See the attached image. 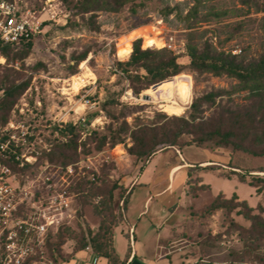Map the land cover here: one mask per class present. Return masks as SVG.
<instances>
[{"label": "rangeland", "instance_id": "obj_1", "mask_svg": "<svg viewBox=\"0 0 264 264\" xmlns=\"http://www.w3.org/2000/svg\"><path fill=\"white\" fill-rule=\"evenodd\" d=\"M27 2L32 9L41 12L43 31L35 37L32 51L23 63L18 61L7 65L0 57V75L4 68L20 71L24 65L23 79L31 80L29 89L15 106L17 112L12 119L16 125L28 129L26 149L39 153L53 141L58 132H52L50 127L76 124L91 114H98L91 127L82 133V139L91 149L89 155H82L73 165L43 162L25 173L14 172L19 182L34 185L35 190L45 197L48 185L53 183L55 190L60 193L66 191L72 197L61 225L65 228L66 242L58 254L59 259L69 257L73 248H80L83 241L91 247L90 240L99 231L103 219L107 217V222H111L113 217L110 212H103V201H107L106 192L115 186L113 211L115 222H118L117 229L124 223L126 214L133 225L141 222V226H151V221H154L158 226H178L179 235L187 233L183 239L193 250V264L200 260L228 263L233 252L243 250L241 235L229 222L245 228L250 226V222L236 212L226 215L221 211L206 218L201 209L212 203L220 193L227 197L237 194L240 200L247 201L254 208L253 214L264 217V193H257L255 188L240 181L236 174L228 175L229 169L225 165L232 157L230 150L191 145V136L185 135L182 142L189 145L181 149L169 148L139 159L128 153V148L133 146L129 135L123 136V143L115 147L107 145L98 152L89 133L92 128L101 130L108 125L117 128L124 121L133 130L165 126L168 118L173 116L188 117L193 101L212 91H227L217 99V105L226 110L249 105V92L235 91L238 82L226 76L186 72L183 75L190 76L192 81L190 99L186 104L175 94V102L184 107L175 109L166 100L154 98L153 86L148 92L145 90L139 97L136 96L130 89L129 81L111 75L110 70L117 61L129 56L132 43L138 36L143 37L145 48H167L184 64L189 63L185 54L191 39L200 48L208 41L219 51L249 60L257 59L264 53V0H137L141 7L136 13L127 8L119 13H100L99 33L64 29L70 14L61 0ZM53 14H56L55 20L51 19ZM85 51H90L88 60L79 65L76 74L71 75L68 65H74L73 56ZM87 68L94 77L89 75ZM75 76L82 77L84 81L79 92L74 89ZM98 81L115 96L120 95L117 98L119 102H111L105 110H102V102L106 100V93L103 88L99 92ZM2 95L3 90L0 91ZM145 95L151 96V100H144ZM215 109L206 107L205 117L211 116ZM185 161L201 167L200 163L210 161L218 167L206 171L192 170L191 183L186 184L187 188H183L179 174L175 179V195L155 197L154 191H161L168 185L170 169ZM246 165L258 170L264 167V158L248 159ZM69 167L74 170L72 175L67 174ZM189 171L187 169L186 174ZM237 172L245 174L246 170ZM246 175L250 182L251 175L264 176V173ZM39 176L42 179L36 181ZM46 177L52 181L45 183ZM197 177H201V183L207 188L193 191L197 186ZM135 179L136 183L139 182L137 188L124 203L119 195L129 190ZM151 191L153 196L145 204L144 194ZM174 209L176 215L169 223L166 220ZM139 213H143V218H137ZM117 229L114 235H117L116 248L119 251L126 242L121 241ZM178 238L182 237L176 235L172 251L182 245ZM256 264H264V261Z\"/></svg>", "mask_w": 264, "mask_h": 264}, {"label": "trees", "instance_id": "obj_2", "mask_svg": "<svg viewBox=\"0 0 264 264\" xmlns=\"http://www.w3.org/2000/svg\"><path fill=\"white\" fill-rule=\"evenodd\" d=\"M61 2L65 4L70 14L63 28L72 31L86 30L91 33H99L101 30L98 22L100 13H119L125 8L136 13L141 7L137 0H61ZM34 40L35 38H30L18 46L0 44V57L5 59L7 65H10L11 62L18 63V61L23 63L32 51ZM142 43H144L143 37L138 36L132 43L129 56L125 60L117 61L110 70L111 75L129 81L130 89L136 96L139 97L145 90L148 92L152 86L166 80L186 72H193L235 79L238 82L235 91L249 92L251 103L226 110L221 105H217V99L227 91H212L193 101L188 117L173 116L168 118L166 125L162 127L146 126L133 130L124 121L117 128L110 125L101 130L92 128L89 137L93 136L94 138V149L99 152L107 145L115 147L124 142L123 136L129 135L133 146L128 148V153L143 159L151 157L159 151L169 148L181 149L189 145L182 142V138L189 135L192 138L191 145L204 149L210 146L211 148L230 150L232 157L225 165L229 169L228 175L236 174L240 181L255 188L257 193H264V176L251 175L249 182L246 175L252 172L264 173V167L256 170L246 165L248 159L264 158V53L257 59L249 60L243 56L219 51L208 41L200 48L191 39L186 45L185 54L189 63L184 64L180 62L179 56L167 48H145ZM89 53L90 51H85L73 56L74 65H68L71 75L76 74L79 65L88 60ZM24 70V65L21 66L20 71L4 68V72L0 75V91L3 90V95L0 96V127H5L12 121L17 112L15 106L30 87L31 80L23 79ZM103 87L102 83L98 81L99 92ZM103 89L106 93V100L102 102V110H105L111 102H119L117 98L120 95L115 96L107 87ZM206 107H216L215 112L209 117H205ZM97 115V113L91 114L76 124L50 127L52 132L56 130L58 135L53 141L47 143L39 153L35 154L37 160L34 164L20 165L13 157L6 162L7 165L14 172L25 173L43 162L60 163L64 166L77 163L82 155L86 156L91 153L86 141L82 139V133L91 127V123L97 118ZM217 167L218 165L210 164L204 167L197 165L190 168L189 183L192 179V170L206 171ZM237 170H246V172L239 174ZM200 182L201 179L196 178L197 186L193 191L207 187L206 185L199 186ZM134 186L119 195L121 199H124V203ZM114 187L106 192L107 201H103V212H110L113 219L109 223L107 217L103 219L99 231L90 240V248L97 256L106 258L108 264H126L127 260L121 259L115 248L114 230L117 229L118 222H115L113 211ZM221 211H224L226 215L236 212L250 222L248 228L241 227L233 221L229 222V225L236 226L235 229L240 233L243 250L233 252L231 260L226 264H256L264 261V217L260 214H253L254 208L249 206L247 201L240 200L237 194L227 197L223 193L218 194L212 203L204 206L201 209V214L206 218H211ZM65 242V228H62L50 240V252L60 254ZM88 247V244L83 241L80 248H73L71 255ZM195 264L218 263L200 260Z\"/></svg>", "mask_w": 264, "mask_h": 264}, {"label": "built area", "instance_id": "obj_3", "mask_svg": "<svg viewBox=\"0 0 264 264\" xmlns=\"http://www.w3.org/2000/svg\"><path fill=\"white\" fill-rule=\"evenodd\" d=\"M40 15L27 0H0V44L18 46L41 34ZM55 18L53 14L51 19ZM28 135V129L13 121L0 127V264H58L59 256L50 252L49 242L62 229L72 197L55 190L54 183L48 185L45 197L34 185L17 180L6 162L13 157L20 165L36 162L37 152L26 149ZM73 172L67 168V174Z\"/></svg>", "mask_w": 264, "mask_h": 264}, {"label": "crops", "instance_id": "obj_4", "mask_svg": "<svg viewBox=\"0 0 264 264\" xmlns=\"http://www.w3.org/2000/svg\"><path fill=\"white\" fill-rule=\"evenodd\" d=\"M212 162L204 161L202 167L210 165ZM195 166L194 163H189L187 161L182 162L178 165L173 166L170 169V174L168 173L169 183L161 191H154V196L157 198H163L165 195H175V179L180 174L181 175V184L183 188H187L186 184H190L189 173L186 174V170ZM189 171V172H190ZM201 171V170H200ZM200 178L201 177H197ZM139 182L136 183V179L133 182L134 189L130 194V198L133 196L135 189L137 188ZM132 185V186H133ZM202 184L201 182L198 184ZM185 186V187H184ZM207 186V185H206ZM207 188V187H206ZM186 190V189H184ZM147 204L152 198L151 193L146 192ZM176 210H172L170 217L166 220L171 223V220L176 215ZM143 213H139L137 218H143ZM165 221V222H166ZM151 226H141L138 222L137 225L131 223V218L126 214L124 223L120 224L119 230L121 241L126 242V245L118 251L116 248V238L115 234V248L118 255L121 259H126V264H193V255L188 243L186 244V239H183L187 236L186 232H182L180 235L178 233V226H158L156 222L151 221ZM117 233V232H116ZM176 235L182 237L179 241H182V245L178 246L172 251V242L175 239ZM192 235V234H191ZM58 264H108V260L104 257L97 256L90 247L85 250H80L73 255L70 254L69 257L65 259H59Z\"/></svg>", "mask_w": 264, "mask_h": 264}, {"label": "bare ground", "instance_id": "obj_5", "mask_svg": "<svg viewBox=\"0 0 264 264\" xmlns=\"http://www.w3.org/2000/svg\"><path fill=\"white\" fill-rule=\"evenodd\" d=\"M87 70L88 72H90L89 75L90 76L92 75L94 77V74L89 70V68H87ZM73 80H74L73 83L74 89L75 91L79 92L84 81L80 76L73 77ZM191 86H192V81L190 76L179 75L173 79L166 80L160 83L155 88L152 87L154 89L152 94L154 98L164 99L167 102L171 103L175 109L184 108L183 106L175 102L174 96L175 94H177L180 97V99L187 104V101L190 99V95H191Z\"/></svg>", "mask_w": 264, "mask_h": 264}, {"label": "water", "instance_id": "obj_6", "mask_svg": "<svg viewBox=\"0 0 264 264\" xmlns=\"http://www.w3.org/2000/svg\"><path fill=\"white\" fill-rule=\"evenodd\" d=\"M159 84H160V83H159ZM159 84H157V85H159ZM157 85H155V86H153V87L155 88ZM143 99L149 101V100H151V96H149V95H145V96H143Z\"/></svg>", "mask_w": 264, "mask_h": 264}]
</instances>
